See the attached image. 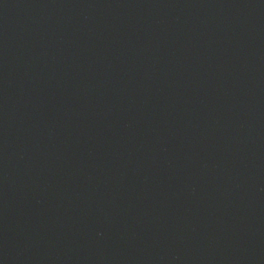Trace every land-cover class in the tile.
Returning <instances> with one entry per match:
<instances>
[{
  "label": "water",
  "instance_id": "obj_1",
  "mask_svg": "<svg viewBox=\"0 0 264 264\" xmlns=\"http://www.w3.org/2000/svg\"><path fill=\"white\" fill-rule=\"evenodd\" d=\"M0 264H264V0H0Z\"/></svg>",
  "mask_w": 264,
  "mask_h": 264
}]
</instances>
